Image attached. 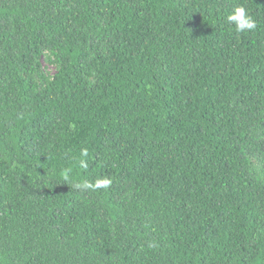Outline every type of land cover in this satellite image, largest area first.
Returning <instances> with one entry per match:
<instances>
[{
    "label": "trees",
    "instance_id": "trees-1",
    "mask_svg": "<svg viewBox=\"0 0 264 264\" xmlns=\"http://www.w3.org/2000/svg\"><path fill=\"white\" fill-rule=\"evenodd\" d=\"M0 264H264V0H0Z\"/></svg>",
    "mask_w": 264,
    "mask_h": 264
},
{
    "label": "clouds",
    "instance_id": "clouds-1",
    "mask_svg": "<svg viewBox=\"0 0 264 264\" xmlns=\"http://www.w3.org/2000/svg\"><path fill=\"white\" fill-rule=\"evenodd\" d=\"M227 22L235 26V30L238 33H244L245 31H253L256 28V23L246 12L244 7H237L232 13L227 16ZM83 155H87V151L84 150ZM82 166H86L82 163ZM110 181H98L95 187H107ZM92 187V185H87Z\"/></svg>",
    "mask_w": 264,
    "mask_h": 264
}]
</instances>
